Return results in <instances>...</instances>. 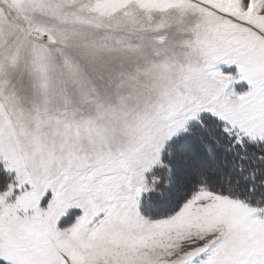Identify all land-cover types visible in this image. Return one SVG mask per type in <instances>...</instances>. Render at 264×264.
Wrapping results in <instances>:
<instances>
[{"label": "snow or ice", "instance_id": "6c2138e0", "mask_svg": "<svg viewBox=\"0 0 264 264\" xmlns=\"http://www.w3.org/2000/svg\"><path fill=\"white\" fill-rule=\"evenodd\" d=\"M7 3L0 264H264V0Z\"/></svg>", "mask_w": 264, "mask_h": 264}, {"label": "rangeland", "instance_id": "374dc122", "mask_svg": "<svg viewBox=\"0 0 264 264\" xmlns=\"http://www.w3.org/2000/svg\"><path fill=\"white\" fill-rule=\"evenodd\" d=\"M32 23L58 24L56 20L40 15L29 14V18L25 19L24 14L10 7L7 0H0V56L19 52L16 64L8 69L7 78L10 87L21 99L31 97L36 84V76L31 67L32 49L28 40V29ZM58 26L70 31L82 30L79 25Z\"/></svg>", "mask_w": 264, "mask_h": 264}]
</instances>
